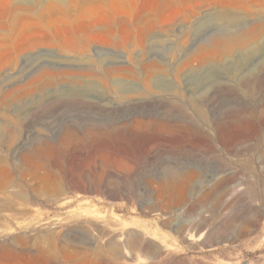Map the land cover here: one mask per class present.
Wrapping results in <instances>:
<instances>
[{
    "label": "rangeland",
    "instance_id": "374dc122",
    "mask_svg": "<svg viewBox=\"0 0 264 264\" xmlns=\"http://www.w3.org/2000/svg\"><path fill=\"white\" fill-rule=\"evenodd\" d=\"M0 264H264V0H0Z\"/></svg>",
    "mask_w": 264,
    "mask_h": 264
},
{
    "label": "bare ground",
    "instance_id": "6f19581e",
    "mask_svg": "<svg viewBox=\"0 0 264 264\" xmlns=\"http://www.w3.org/2000/svg\"><path fill=\"white\" fill-rule=\"evenodd\" d=\"M235 38V36H232V37H230V40L232 41L233 39ZM247 38V37H246ZM233 42V41H232ZM240 42V43H239ZM239 44H241V43H243L244 42V39H239ZM231 48V45H229L228 46V50ZM231 50V49H230ZM150 115V114H149ZM148 115V116H149ZM155 115V114H154ZM163 116V115H162ZM213 116H215V115H213ZM223 118H226V117H228V116H225V115H223L222 116ZM150 120H152L153 121V118L154 117H148ZM158 122H167V123H169L170 121H168V119H166V118H163V117H157V118H155ZM173 120V119H172ZM225 122V121H224ZM229 122V121H228ZM227 122V123H228ZM173 123V122H172ZM166 123H164V125H165ZM177 124H179V123H177ZM166 126H170V125H166ZM219 129V128H218ZM74 130H76V128H74V129H70V127H69V129L67 128V130L59 137V138H57L56 140H54L55 141V143L57 144L56 146H58L57 148H59V147H63V146H65L67 143H71L70 142V139H73L74 137H76V140H78V134H76V132L74 131ZM77 131V130H76ZM78 132V131H77ZM86 132V131H85ZM79 133V132H78ZM81 133H83V132H81ZM81 133H79V135L81 134ZM80 137H82V136H80ZM79 137V138H80ZM69 141V142H68ZM73 141H75V140H73ZM67 142V143H66ZM45 143H46V141H45ZM48 143V142H47ZM46 143V144H47ZM38 144V143H37ZM44 144V143H43ZM49 145H50V143H48ZM68 144V145H69ZM40 145V144H39ZM39 145H38V147H39ZM45 145V144H44ZM49 145H47V146H49ZM67 145V146H68ZM51 147H52V142H51V145H50ZM53 146H55V144L53 143ZM55 146V147H56ZM41 147V146H40ZM38 148V149H40L41 150V148ZM66 147V146H65ZM64 148V147H63ZM37 149V147H36V150H38ZM43 150H44V147L42 148ZM47 151H48V149H47ZM39 152H41V151H38V153ZM43 152V151H42ZM46 152V151H45ZM26 153H28V152H26ZM30 153H32V151H30ZM33 154V153H32ZM31 154V155H32ZM34 156H35V154H33ZM32 155V157H34ZM38 155V154H37ZM41 155H42V153H41ZM24 157H26L27 159H29L28 157H27V154H26V156L25 155H23ZM31 157V156H30ZM39 157L41 158V156L39 155L38 156V159H39ZM34 158H36V157H34ZM27 159H25L26 161H27ZM33 159V158H32ZM31 159V160H32ZM33 161V160H32ZM34 161H36L35 159H34ZM33 161V162H34ZM28 162H30V160L28 161ZM30 163H32V162H30ZM38 163H40V162H38ZM43 164V163H42ZM40 165V164H39ZM43 166V165H42ZM49 172V171H48ZM12 184V183H11ZM18 195V194H17ZM15 197V196H14ZM18 197V196H17ZM23 197V196H22Z\"/></svg>",
    "mask_w": 264,
    "mask_h": 264
}]
</instances>
